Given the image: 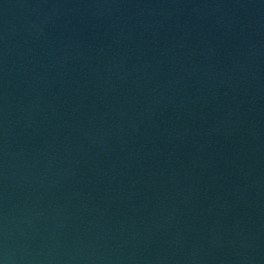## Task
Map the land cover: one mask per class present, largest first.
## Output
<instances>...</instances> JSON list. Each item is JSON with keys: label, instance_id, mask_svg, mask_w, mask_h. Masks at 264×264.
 Returning a JSON list of instances; mask_svg holds the SVG:
<instances>
[{"label": "water", "instance_id": "water-1", "mask_svg": "<svg viewBox=\"0 0 264 264\" xmlns=\"http://www.w3.org/2000/svg\"><path fill=\"white\" fill-rule=\"evenodd\" d=\"M0 264H264V0H0Z\"/></svg>", "mask_w": 264, "mask_h": 264}]
</instances>
